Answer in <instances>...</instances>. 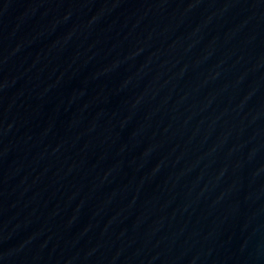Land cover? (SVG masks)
Returning a JSON list of instances; mask_svg holds the SVG:
<instances>
[{
    "label": "water",
    "instance_id": "1",
    "mask_svg": "<svg viewBox=\"0 0 264 264\" xmlns=\"http://www.w3.org/2000/svg\"><path fill=\"white\" fill-rule=\"evenodd\" d=\"M0 264H264V0H0Z\"/></svg>",
    "mask_w": 264,
    "mask_h": 264
}]
</instances>
